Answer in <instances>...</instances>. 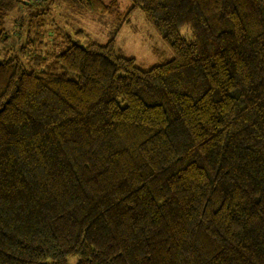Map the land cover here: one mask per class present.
<instances>
[{
  "label": "trees",
  "instance_id": "1",
  "mask_svg": "<svg viewBox=\"0 0 264 264\" xmlns=\"http://www.w3.org/2000/svg\"><path fill=\"white\" fill-rule=\"evenodd\" d=\"M35 1L0 0V43ZM128 1L170 60L65 35L0 56V264H264V0Z\"/></svg>",
  "mask_w": 264,
  "mask_h": 264
},
{
  "label": "rangeland",
  "instance_id": "2",
  "mask_svg": "<svg viewBox=\"0 0 264 264\" xmlns=\"http://www.w3.org/2000/svg\"><path fill=\"white\" fill-rule=\"evenodd\" d=\"M42 1H35L43 3L39 16H28V12L33 13L36 7L25 9L16 5L8 12L4 24L5 39L0 43L1 57H13L25 62L33 54L29 39L34 44L38 35L48 41L58 40V35H65L80 44H85L88 40L105 43L114 37L116 53L133 58L135 65L141 69L172 58L170 49L144 20L140 10H134L128 20L124 21V15L130 6L128 0H116L117 4L112 13L85 12L71 0ZM21 18L24 20L21 21ZM27 20H30L34 28L28 26ZM78 30L87 37L82 38L75 34ZM186 32L188 33L185 29L180 30L182 35ZM74 261V257L67 259L68 264H74Z\"/></svg>",
  "mask_w": 264,
  "mask_h": 264
}]
</instances>
